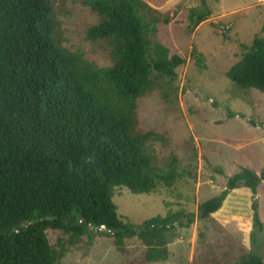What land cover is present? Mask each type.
<instances>
[{"label": "trees", "instance_id": "obj_1", "mask_svg": "<svg viewBox=\"0 0 264 264\" xmlns=\"http://www.w3.org/2000/svg\"><path fill=\"white\" fill-rule=\"evenodd\" d=\"M79 4L98 17L86 39L109 54L108 67L68 46L64 23ZM212 15L210 0L165 13L145 0H0V264H60L102 228L120 253L138 239L147 263L168 261L173 235L196 215L170 212L135 228L118 216L114 191L158 195L192 177L176 154L160 151L168 147L161 132L139 131L138 103L177 80L190 35ZM190 56L207 69L203 53ZM226 75L264 94V36ZM263 182L264 168H242L198 218L211 220L242 186L257 196ZM252 211L253 250L234 264H264L256 199ZM50 232L59 233L55 245Z\"/></svg>", "mask_w": 264, "mask_h": 264}, {"label": "rangeland", "instance_id": "obj_2", "mask_svg": "<svg viewBox=\"0 0 264 264\" xmlns=\"http://www.w3.org/2000/svg\"><path fill=\"white\" fill-rule=\"evenodd\" d=\"M145 1L162 13L202 7V0ZM210 4L213 15L190 35L187 63L177 80L162 82L138 103L139 131L161 132L168 147L160 151L176 154L181 168L193 172L192 177L158 195H136L126 188L114 191L118 216L135 228L170 212L196 215L189 229L173 235L168 261L154 264H234L253 250L255 199L264 223V182L257 196L242 186L211 220L198 218L199 206L221 194L242 168L257 174L264 168V94L244 91L226 75L255 38L264 36V0H210ZM97 22L88 8L77 5L64 23L68 46L108 67L109 54L86 39L88 28ZM193 49L204 54L206 70L191 59ZM49 237L55 245L59 233L50 232ZM258 251L264 257V243ZM145 253L138 239L128 240L126 253H120L113 239L97 231L72 248L60 264H150Z\"/></svg>", "mask_w": 264, "mask_h": 264}, {"label": "water", "instance_id": "obj_3", "mask_svg": "<svg viewBox=\"0 0 264 264\" xmlns=\"http://www.w3.org/2000/svg\"><path fill=\"white\" fill-rule=\"evenodd\" d=\"M90 229H92V227H89ZM106 230V228H102V230H98L99 232Z\"/></svg>", "mask_w": 264, "mask_h": 264}]
</instances>
